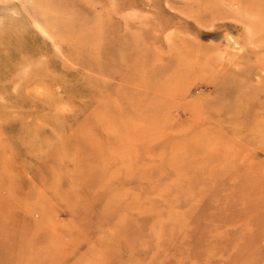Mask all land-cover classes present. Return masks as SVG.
Returning <instances> with one entry per match:
<instances>
[{
	"label": "rangeland",
	"instance_id": "obj_1",
	"mask_svg": "<svg viewBox=\"0 0 264 264\" xmlns=\"http://www.w3.org/2000/svg\"><path fill=\"white\" fill-rule=\"evenodd\" d=\"M34 251L264 264V0H0V264Z\"/></svg>",
	"mask_w": 264,
	"mask_h": 264
},
{
	"label": "bare ground",
	"instance_id": "obj_2",
	"mask_svg": "<svg viewBox=\"0 0 264 264\" xmlns=\"http://www.w3.org/2000/svg\"><path fill=\"white\" fill-rule=\"evenodd\" d=\"M236 6V5H235ZM13 11V10H12ZM38 24V23H37ZM36 24V25H37ZM39 26V25H38ZM39 28H40V26H39ZM242 49V48H241ZM240 49V50H241ZM41 79L42 80H44V81H48V77H47V75H44V76H41ZM37 87V86H36ZM201 88V87H200ZM36 89H39V90H37V91H40V88L38 87V88H36ZM42 89V88H41ZM42 91H40L39 93H41ZM60 105V104H59ZM64 105V104H63ZM64 107V106H63ZM45 254H43V253H41V252H35L34 251V253H33V255H32V259H31V263H33V264H35V263H37L39 260H40V257H42V256H44Z\"/></svg>",
	"mask_w": 264,
	"mask_h": 264
}]
</instances>
